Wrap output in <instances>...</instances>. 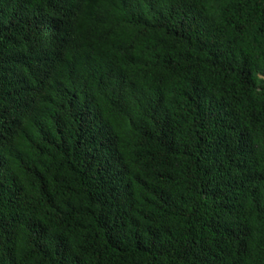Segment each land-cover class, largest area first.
<instances>
[{
  "label": "trees",
  "instance_id": "16d2710c",
  "mask_svg": "<svg viewBox=\"0 0 264 264\" xmlns=\"http://www.w3.org/2000/svg\"><path fill=\"white\" fill-rule=\"evenodd\" d=\"M0 264H264V0H0Z\"/></svg>",
  "mask_w": 264,
  "mask_h": 264
}]
</instances>
